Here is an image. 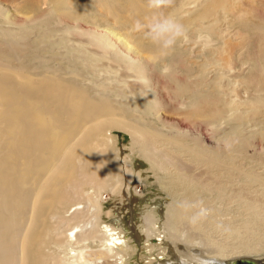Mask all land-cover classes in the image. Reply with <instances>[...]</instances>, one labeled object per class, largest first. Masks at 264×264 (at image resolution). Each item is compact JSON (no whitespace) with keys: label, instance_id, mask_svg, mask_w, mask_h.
Instances as JSON below:
<instances>
[{"label":"rangeland","instance_id":"obj_1","mask_svg":"<svg viewBox=\"0 0 264 264\" xmlns=\"http://www.w3.org/2000/svg\"><path fill=\"white\" fill-rule=\"evenodd\" d=\"M184 1L187 0H172L173 5L160 11L169 14L171 6ZM193 1L199 2L190 0L187 7L192 8ZM87 2L65 0L67 7L82 6L84 10L72 12V15H58L51 10V0H0V113L16 104L32 107L35 103L34 107L46 125L52 112L59 110L60 114L64 113L63 124L56 130L62 132L67 129L68 134L60 141L62 144L57 154L60 151V155H67L72 145H79L83 138L92 134V129L83 122L75 126L73 132L70 130L65 108L51 98L58 95V87L75 96L78 87H98L107 83L113 85V89L122 90V87L130 86L123 95L114 92L113 102L104 99V112L96 114L108 117L109 113H114L131 124L162 132L147 139L151 147L168 151L169 158H175V155L184 163H190L192 170L189 176L209 186L181 179L173 167L168 173H159L137 147L142 139H133L124 128L108 129L94 122L97 131L93 138L102 137V133L109 136L106 144L101 143L97 148L104 154L106 165L97 171L90 170L92 177L86 182L62 188V198L56 201L55 206L51 204L49 209L69 208L84 201L85 195L98 193L101 228L120 218L121 221L119 219L116 223L134 247V252L124 264H152L156 262V256L162 255L165 246L161 245L159 250L149 249L145 243L152 238L143 237L139 228L145 205L152 209L154 203L156 208L162 207L157 210L161 215L172 196L179 200V204L202 201L203 206L210 209V214L195 223L191 222V217L198 208L176 206L178 219L175 221L180 225V233L185 230L187 234L181 236V240L198 246L202 238L206 241L201 239L199 247L207 251L222 244L225 246L222 252L209 253L222 260L229 256L248 255L264 261V0H223L220 2L222 6L216 7L204 19L198 17L203 10L200 6L183 14L185 19L180 23L188 31L189 42H178L182 50L180 55L170 53L157 59H141L136 57L134 49L123 44L121 37L118 39L112 35L124 57L115 58L109 51L95 64L86 57V37L70 34L69 30L77 32L78 29L98 28L101 31L113 24L114 15L111 13L117 12L120 29L126 33L132 30L136 21L146 22L149 7L144 6H148L147 0ZM33 4L37 5L34 7H38L37 10L31 8ZM108 5L116 6L115 11L109 13ZM208 8L209 4L204 11ZM149 9L153 14L157 11ZM201 34L210 37L211 42H197ZM218 42H222L220 51L215 50ZM140 45L149 47L153 43H135L136 47ZM131 60H136L142 71L133 69ZM226 61L234 64L230 72L225 70L228 67ZM165 67L169 68L167 73L163 72ZM89 92L93 93V90ZM255 97L259 102L254 103ZM238 98L239 101L236 100ZM183 100L189 104L195 100L196 105L187 106ZM96 114L89 121H95ZM212 119H215L214 128L209 124ZM4 125L0 116L1 131ZM87 144H82L84 149L90 148L89 144L92 146L91 142ZM88 148L90 155L92 148ZM2 152L0 145V156ZM61 159L59 157L56 164ZM127 159L129 168L125 166ZM80 169L82 171L74 169L78 178L88 175L85 168ZM48 175H43L42 179ZM127 175L131 176L128 178ZM240 183L247 185L243 198L239 197L237 190ZM102 185L105 188L98 192L96 187ZM219 187L223 190L221 201L217 199L215 189ZM34 189L27 208L28 217L33 210L36 213L39 209L38 206L33 207L38 201L34 202L38 196L36 190L39 191L38 180ZM79 205L82 203L77 205L82 207ZM107 212L110 215L105 214ZM158 213L156 218H159ZM48 220L52 222V214ZM221 223L227 230L217 227ZM136 235L140 240H136ZM252 240L259 241L260 247L254 244L258 248L241 249L238 245V242Z\"/></svg>","mask_w":264,"mask_h":264},{"label":"bare ground","instance_id":"obj_2","mask_svg":"<svg viewBox=\"0 0 264 264\" xmlns=\"http://www.w3.org/2000/svg\"><path fill=\"white\" fill-rule=\"evenodd\" d=\"M104 1L105 0H98V3ZM189 1L190 0L179 2L178 5L174 7L171 6L172 11L169 14L174 16L179 22H182L185 19V17H182L183 14L198 9L200 6L203 10L199 12L198 17L204 19L208 13L215 11L216 7L222 6L220 2L223 0L193 1L192 8L187 7ZM89 2L90 0H88L87 3L89 4ZM135 4L136 3H134V5ZM207 4H209V8L204 11ZM50 5L51 10L58 15H72V12L77 13L84 10L82 6H76L74 8L67 7L65 5V0H51ZM35 6L37 5L33 4L31 8L33 9ZM144 6L148 7L146 4H144ZM115 8L116 6L114 5H108L106 9L111 13L115 11ZM37 9L38 7L33 10ZM111 14L114 15V18L113 24H111L109 28H103L101 31L98 28L95 30L78 29L77 32L73 29L69 30L70 34L75 33L76 35H84L86 37L85 39L88 45H86L87 50L85 53L87 56L83 54V51L82 55L88 57L90 62L94 64L97 63L100 57L106 56L109 51L113 52V57L115 58L124 57V52L119 50L118 44L113 40L112 35L118 39L121 37L123 44L127 48L135 50L136 57L148 60L162 57L154 44L149 47L143 45L136 47L135 43L139 44L141 41L150 40L145 38L142 31H137L134 27L126 33L122 32L119 19L117 18V12ZM147 14L145 18L146 22L153 14L150 12L149 8L147 9ZM214 15L216 14L214 13ZM188 22L189 21H186L185 23ZM221 43L216 46L215 50H222ZM77 51L79 52V50ZM170 53L180 55L182 50H180V46L177 44ZM123 60L124 62L126 61L125 59ZM109 64H111V62ZM226 64H228V67L225 70L229 72L230 69L233 70L234 64L232 65L228 62ZM130 65L132 68L134 67L137 72L138 69L141 70L136 60H131ZM136 82L139 81L137 80ZM97 83L100 82L97 80ZM108 83H110V81H108ZM204 83H206V81H204ZM112 86L103 83L98 87L94 85L84 88L78 87L79 90L75 92V96L63 92L61 87H58V95L51 97L53 100L59 101L65 108V113L69 121V128L72 132L75 126L83 122L89 124L88 128L92 129V134L83 138L79 145H72L67 155H60V151L57 154L62 144L60 141L64 140V136L68 134L67 129L62 132L56 130L63 124L61 121L63 120L62 116L64 113L60 114L59 110L52 112L47 125L38 115L34 107L35 103H33L34 106L32 107L28 105L19 106L16 104L7 107L0 113L5 123L4 129L2 131L0 130V145L3 151L0 156V264H124L134 252V247L131 245V241H129L130 238L121 230L122 227H119V224L116 223L120 218L114 220L113 223L105 224L104 227L101 228L99 222L100 195L98 193L96 195L94 192L93 194H87L84 196V201L76 203L77 205L82 203V205H79L82 207H78L75 204L72 205L73 207H65L59 211L53 207L49 209L51 204L55 206L56 201L62 198L60 193L62 188L71 185L77 186L81 181L86 182V179L92 177L91 171H97L101 166L106 165L104 154L97 148L101 143L102 145L104 143L106 144L109 136L102 133V137L93 138V134L97 131L94 129V122L97 126H104L108 129L111 127L124 128L131 133L133 139H142L137 147L141 152H144L146 159L152 164L154 170L159 173H168L173 167L178 171L177 173L181 179L190 182H198V184L203 185V187L209 186V184L202 180L189 176L192 170V167L189 166L191 165L190 163H184L179 157L176 158L177 156L175 155H173L175 158H169L168 151L162 152L153 146L151 147L147 139L162 134V132L153 129H144L145 126L143 127L140 124H131L129 120L117 117L114 113H109L108 117L96 114L98 112H104L106 106L104 99L113 102L112 94L114 92L118 93V95H123L127 93L130 87H119L122 90H116L113 89ZM90 90H93V93H90ZM246 96H248V94ZM236 100L239 101L240 99L238 98ZM195 102L194 100L190 104L194 106L196 105L194 104ZM257 102H259V100L255 97L254 103ZM183 104L187 106L190 105L189 102L185 100H183ZM254 109L256 108L254 107ZM224 110L222 112L227 114ZM95 114L97 115L94 118L95 121H89ZM217 114H219V112ZM238 114L239 113H237V115ZM60 115L61 118H59ZM214 121L215 119H212L209 122L213 128L215 127L212 125ZM88 139L92 140L89 141ZM86 142H88V144L91 142L92 145L90 146L89 144V147L92 148L90 151L93 152L90 155L87 152L88 147L84 149L82 146V144ZM59 157H62V159L56 164V160ZM128 160L129 159L125 161V166L129 168V164L127 163ZM194 161L196 162L195 159ZM79 167L82 169L85 168L89 172L88 175L78 178L76 175L77 172H75L74 169L81 170ZM47 174L50 175L43 180V175ZM129 176L131 175H127L128 178ZM37 180L39 181V191L36 190L38 196L34 202L38 201L37 204H33V207L36 208L38 206L39 209L36 213H34L33 210L32 215L28 217L27 208L31 203L35 191L34 186ZM121 182L122 180H120V183ZM212 184L216 185V182ZM246 187V183H240L238 185L237 190L239 197L243 198ZM103 188H105L103 185L96 187L98 192ZM215 189L218 195L217 199L221 201L223 190L220 187ZM113 192L118 191L114 190ZM178 204L179 200L172 196V200L163 208L165 211L161 213V215H159L160 210L159 213L157 210L159 208L162 209V207L156 208L155 203L154 205L152 203V207L154 208L152 209L149 208L151 207L150 205H145V211L140 216L143 217V220L139 221L141 223V225H139L141 234L143 237L152 236V238L145 241V243L147 242L146 244H148L147 247H149V249L157 248L159 250L161 245L165 246L164 250L161 252L162 255L156 256L154 260L156 262L152 264H224L226 261L235 257H240L229 256V258H223L224 260H222L219 257L209 254L222 252L225 248L222 244L212 248L214 250L211 249V251H207L205 248L199 247L201 241L204 240L202 238V240H198V246H196L194 242L188 245L186 242L189 241H185L184 239L181 240L180 237L186 234V231L183 230L180 233L179 224L177 225L178 222L175 221V218L178 219V216L176 217V206ZM156 212L159 218H156ZM51 214L52 222L48 220ZM105 214L110 215L109 212ZM150 220L151 224H149V226L148 223ZM172 221H174L175 224H173ZM144 223L146 226H143ZM135 238L136 240H140L137 235ZM252 241L238 242V245L241 249L258 248L259 241ZM254 244L258 246L255 247ZM212 247L214 246L212 245ZM253 258L259 263L264 264L263 259ZM148 264H151V262Z\"/></svg>","mask_w":264,"mask_h":264},{"label":"clouds","instance_id":"obj_3","mask_svg":"<svg viewBox=\"0 0 264 264\" xmlns=\"http://www.w3.org/2000/svg\"><path fill=\"white\" fill-rule=\"evenodd\" d=\"M148 7L157 10L146 23L136 21L134 28L137 31H142L145 38L150 40L158 49L161 56H167L177 46L178 42H189L188 31L184 24L180 23L171 14H165L161 9L171 5L172 0H147ZM210 37L201 34L197 38V42L207 43ZM169 71L168 67L163 69L164 73ZM179 207L188 209L191 207L198 208V211L191 217V222L195 223L200 219L206 218L210 214V209L203 206V202L190 204L181 202ZM218 228H225L221 223L217 225Z\"/></svg>","mask_w":264,"mask_h":264},{"label":"water","instance_id":"obj_4","mask_svg":"<svg viewBox=\"0 0 264 264\" xmlns=\"http://www.w3.org/2000/svg\"><path fill=\"white\" fill-rule=\"evenodd\" d=\"M224 264H261L253 257L249 256H240L235 257L229 261H226Z\"/></svg>","mask_w":264,"mask_h":264}]
</instances>
